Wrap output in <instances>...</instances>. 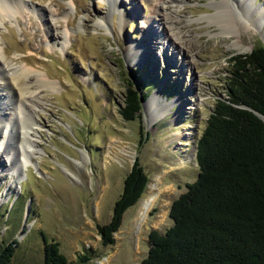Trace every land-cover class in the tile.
<instances>
[{
	"label": "rangeland",
	"instance_id": "rangeland-1",
	"mask_svg": "<svg viewBox=\"0 0 264 264\" xmlns=\"http://www.w3.org/2000/svg\"><path fill=\"white\" fill-rule=\"evenodd\" d=\"M25 1L30 10L0 24L1 62L10 73L20 65L45 72L62 88L39 92L43 104L35 113L41 130L33 137L43 149L34 157L41 173L29 166L21 189L3 194L12 177L8 160L2 156L6 162L0 161L7 169L0 188V244L19 242L11 264H44L45 234L60 244L67 264H142L149 233L172 226V203L197 179V161L190 157L197 153L216 100L227 97L230 58L246 53L235 42L247 53L264 46V20L255 25L231 7L229 14L244 27L222 34L218 25L198 19L214 14L215 5L226 0L168 1L165 15L155 13L157 7L163 11L164 0ZM251 2L247 7H261L264 13V0ZM115 4L125 16L112 12ZM49 12L55 15L50 24ZM47 26L57 40L47 36ZM174 33L184 39L172 45ZM131 43L143 49L136 61L126 54ZM134 81L147 99L160 90L164 100L180 99L182 106L154 122L144 107L136 120H126L120 111ZM178 113L183 119L172 124ZM179 127L189 132V143L176 147L172 134ZM113 141L128 146L127 159L109 153ZM136 160L150 182L124 214L114 242L106 245L98 226L110 222ZM156 194L140 227L139 208Z\"/></svg>",
	"mask_w": 264,
	"mask_h": 264
},
{
	"label": "trees",
	"instance_id": "trees-1",
	"mask_svg": "<svg viewBox=\"0 0 264 264\" xmlns=\"http://www.w3.org/2000/svg\"><path fill=\"white\" fill-rule=\"evenodd\" d=\"M229 62L227 97L216 100L197 141V179L172 203V226L149 233L142 264H264V46ZM148 96L137 81L129 83L120 113L136 120ZM149 182L136 161L110 222L98 226L104 244L114 242L124 214ZM43 239L44 264H67L60 244L46 234ZM18 245L0 244V264H11Z\"/></svg>",
	"mask_w": 264,
	"mask_h": 264
},
{
	"label": "bare ground",
	"instance_id": "bare-ground-1",
	"mask_svg": "<svg viewBox=\"0 0 264 264\" xmlns=\"http://www.w3.org/2000/svg\"><path fill=\"white\" fill-rule=\"evenodd\" d=\"M168 1L175 3L179 2V0H164L163 11L158 7L155 9L157 15L158 11H161L162 14L165 15L164 11L169 10L168 8L170 7L166 4ZM251 1L254 0H226V2H218L215 5L217 10L214 14L201 17L198 20H206L209 24L218 25L220 33L222 34L235 33L237 27H244V22L229 14L230 12L227 9L234 7L238 10V17L244 16L246 19H252L255 25L258 24L261 26L264 20L263 10L261 7H247L246 2L252 3ZM30 8L31 7L25 0H0V24H4L7 18L22 14L25 10H30ZM113 9L112 12L115 13L118 10L125 16L124 10L121 7H116V4ZM239 14H241V16H239ZM45 15L51 17H49V24L52 23V19H55V15L52 12ZM162 19H164V17L160 18L161 21ZM97 25L102 26L101 23H97ZM51 30L50 26H47V36H51L52 40H57L54 35H52ZM176 35V33L172 34L174 40H172V37L169 39L172 45H174L177 39L180 41L184 39V36L179 37ZM61 38L63 39V37ZM2 39L0 33V44ZM138 46V44L134 45L131 43V45L128 44L126 47V54L132 61L138 60L136 56L141 55L143 51V49H138ZM234 46L241 52L248 51L246 47L238 42H235ZM1 61L0 58V161L3 163L4 161L6 162L5 159L8 160V171L11 172L10 174L12 177L10 183H7L3 189L4 194L7 192L12 193L14 188L21 189L22 186H19V183L24 180L29 166L34 167L38 173H41L39 170V161H36L34 157H38L40 153L43 152V149L38 146V138L33 137V131L38 132L41 130L38 116L35 113V110H37L36 108L41 110L43 104L39 92L42 88L56 91L62 88V86L60 82L50 79L47 73L25 65L16 67L11 73L7 72ZM176 105H179V107L182 106L180 104V99H173L168 102L162 98L159 90L149 99L145 100L144 108L147 112L146 114H148L147 118L149 117V120L154 122L156 119L166 116L167 113L169 114L170 110ZM178 118H182L180 113L172 117L171 123L176 124ZM178 129L179 130L173 132L172 135L173 141L176 142V147H181L189 143L187 137L189 132H184L185 128L183 127H179ZM183 139H185L186 143L181 142ZM108 148L109 153L121 155L124 159H127L125 156L131 153L128 146L120 144L119 141L111 142ZM2 156L5 157V159ZM195 157L196 155L193 153L190 159ZM6 171L7 169L0 168V188L2 186L1 184H4L1 179ZM159 181L160 179H157V182ZM157 182L152 189L157 187ZM157 196L156 194L143 200L139 208L140 227L146 223L147 217L155 205Z\"/></svg>",
	"mask_w": 264,
	"mask_h": 264
},
{
	"label": "water",
	"instance_id": "water-1",
	"mask_svg": "<svg viewBox=\"0 0 264 264\" xmlns=\"http://www.w3.org/2000/svg\"><path fill=\"white\" fill-rule=\"evenodd\" d=\"M252 51H250V52H248V53H251ZM247 53V52H246ZM144 104H145V101L142 103V107H141V110H140V112L138 113V116H140V113H141V111H142V109H143V107H144ZM259 116H261L260 114H259ZM262 118H264L263 116H261ZM138 118V117H137ZM196 158V157H195ZM136 161H138V160H136ZM135 161V162H136ZM135 162H134V164H135ZM134 164H133V166H134ZM133 166H132V168H133ZM132 168H131V170H132ZM148 187V186H147Z\"/></svg>",
	"mask_w": 264,
	"mask_h": 264
}]
</instances>
